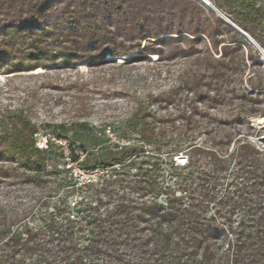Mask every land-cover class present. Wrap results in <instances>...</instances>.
I'll list each match as a JSON object with an SVG mask.
<instances>
[{
  "label": "trees",
  "instance_id": "trees-1",
  "mask_svg": "<svg viewBox=\"0 0 264 264\" xmlns=\"http://www.w3.org/2000/svg\"><path fill=\"white\" fill-rule=\"evenodd\" d=\"M181 1L179 9L188 14L173 20L171 11L157 10L159 0H0L2 74L97 67L110 61L108 55L126 56V65L144 53L174 60L192 55V46L164 53L162 41L185 36L158 37L202 34L220 56L208 53L197 70L182 72L180 84L147 101L167 104L182 87L193 93L194 110L201 101H237L236 112L218 120L229 128L205 132L201 142L177 131L171 117L136 112L122 133L131 142L104 144L96 152L80 147L82 172L92 175L64 179L51 211L0 203V264H264V148L238 137L237 128L251 130V119L264 118L257 107L264 102V75L244 78L242 47L251 63L259 59L219 17L208 12L212 19H203L195 0ZM213 5L264 48V38L249 28L264 22V9L247 1L238 13L232 0ZM220 27L228 36H218ZM197 38L188 39L190 45ZM202 114L211 120L209 112ZM48 128L57 139L77 133L63 124ZM258 132L264 142V127ZM36 134L21 110L0 113V187L41 180L51 143L38 148ZM181 150L185 158L178 162ZM79 159L72 149L69 161ZM75 194L78 199L68 200Z\"/></svg>",
  "mask_w": 264,
  "mask_h": 264
},
{
  "label": "rangeland",
  "instance_id": "rangeland-1",
  "mask_svg": "<svg viewBox=\"0 0 264 264\" xmlns=\"http://www.w3.org/2000/svg\"><path fill=\"white\" fill-rule=\"evenodd\" d=\"M195 1L197 2L195 13H199L203 19L205 17L212 19L208 12L219 17L255 50L253 56L259 59V63L256 61L251 63L247 49L242 47L244 59L248 64L244 78L251 76L255 71L263 77L264 48L241 29L239 21H234L219 11L213 5L214 0ZM232 1L235 4L233 9L235 13H238L239 4L245 1L253 4L255 9H264V0ZM159 2L160 9L157 10L164 14L171 11L170 13L174 15L173 20L188 14V11L179 9L184 1L159 0ZM185 20L187 22V19ZM249 28L264 38V22L257 27L250 25ZM217 34L225 37L229 32L220 27ZM183 35L185 37H180ZM168 36L180 37V41H162L159 45L161 51L168 53L173 49L177 50L178 47L187 49L192 46L193 54L188 57L177 55L174 60H161L157 53H144L134 63L127 65L124 64L126 56L108 55L106 59L110 61L97 67L81 65L66 70L40 67L32 71L0 73V113L21 110L37 128L35 146L45 149L51 143L50 149L44 153L47 157V167L41 180L38 183L17 182L11 186H1L0 203L25 208L36 214L51 211V207L56 204L66 188L64 179L69 181L75 178L81 181L92 175L83 173L80 167V161L84 157L83 150L96 152L104 144L112 143L119 146L132 141V137L125 139L122 133L128 129L129 121L136 112H155L160 117H171L174 128L191 135L196 142L203 140L205 132L219 131L222 134L224 129L227 130L229 126L221 124L218 120L231 112H236V100L231 104L218 101L211 106H206V101H201L195 104L197 109L194 110V104L189 102L193 93L182 87L178 95L167 104L147 101V97L166 93L180 84L182 72L187 69L197 70L202 65V58L208 53L214 57L220 56V52L214 54L209 40L202 34L162 35L158 38ZM195 37L198 38L191 40L194 42L190 45L188 39ZM145 43L146 40L142 41L141 47ZM257 107L264 109V102H257ZM203 112H209L211 120L203 117ZM250 122L253 128L251 130L247 129L245 124L237 127L240 130L238 137L246 135L257 147L264 148V142L260 140L262 134L258 132L264 127V118L251 119ZM58 124L65 125L69 132L76 129L77 133L73 135L67 133V137L60 139L52 137L49 135L52 129H47V125ZM75 124L85 126L81 131L74 127ZM167 128L170 130V127ZM72 149L80 158L78 162L69 161ZM178 155L179 160H184L185 151L181 150ZM76 199H78L76 194L68 197L70 201Z\"/></svg>",
  "mask_w": 264,
  "mask_h": 264
},
{
  "label": "built area",
  "instance_id": "built-area-1",
  "mask_svg": "<svg viewBox=\"0 0 264 264\" xmlns=\"http://www.w3.org/2000/svg\"><path fill=\"white\" fill-rule=\"evenodd\" d=\"M36 135H37V134H36ZM177 161H178V162H182L183 160H179L178 157H177Z\"/></svg>",
  "mask_w": 264,
  "mask_h": 264
}]
</instances>
